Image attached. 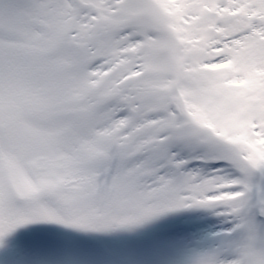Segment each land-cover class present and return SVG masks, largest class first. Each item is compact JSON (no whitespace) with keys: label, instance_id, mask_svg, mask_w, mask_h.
Wrapping results in <instances>:
<instances>
[{"label":"snow or ice","instance_id":"6c2138e0","mask_svg":"<svg viewBox=\"0 0 264 264\" xmlns=\"http://www.w3.org/2000/svg\"><path fill=\"white\" fill-rule=\"evenodd\" d=\"M0 264H264V0H0Z\"/></svg>","mask_w":264,"mask_h":264}]
</instances>
